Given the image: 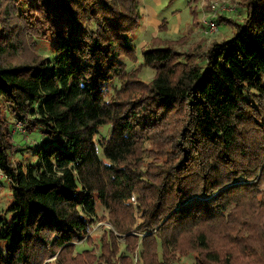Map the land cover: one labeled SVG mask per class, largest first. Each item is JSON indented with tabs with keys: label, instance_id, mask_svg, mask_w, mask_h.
Instances as JSON below:
<instances>
[{
	"label": "trees",
	"instance_id": "obj_1",
	"mask_svg": "<svg viewBox=\"0 0 264 264\" xmlns=\"http://www.w3.org/2000/svg\"><path fill=\"white\" fill-rule=\"evenodd\" d=\"M236 2L229 39L138 57V0H0V264H264V0Z\"/></svg>",
	"mask_w": 264,
	"mask_h": 264
},
{
	"label": "rangeland",
	"instance_id": "obj_2",
	"mask_svg": "<svg viewBox=\"0 0 264 264\" xmlns=\"http://www.w3.org/2000/svg\"><path fill=\"white\" fill-rule=\"evenodd\" d=\"M210 1L224 2L234 7L235 10L233 12L228 14L222 13L221 16L231 17L235 21H239L245 17V10L237 8L236 0H203L200 3L193 2L192 4H189V0H138L142 14V24L137 32V39L134 42L138 57L140 56L141 47L156 36L173 40L179 39L180 36H187L190 40L189 45L195 44L203 37L211 41H221L232 37L233 31L224 23L221 24L218 21L217 30L212 34L206 35L205 21L212 19L208 14ZM165 21L167 22L166 29L164 32H160V27ZM36 45V49L33 47L32 49L37 51L42 57L51 60L53 53L50 51V47L39 40H37ZM124 62L127 64L129 70L133 68V64L128 61ZM153 74V69L144 68L140 75L149 81L152 79ZM15 129L14 138L16 139L17 149L14 156L17 158L26 156L33 163L35 160L33 148L39 145L41 141L40 134L28 132L23 127H16ZM108 133L109 127L107 126L99 131L101 137H108ZM11 200V185L0 171V209L7 207ZM104 213L105 209L100 207L98 216ZM103 225L108 228L110 227L108 223L99 221L93 225L92 233L99 235ZM86 246L84 242L78 243L77 249L81 250L86 248ZM52 260L55 261V258H52Z\"/></svg>",
	"mask_w": 264,
	"mask_h": 264
},
{
	"label": "built area",
	"instance_id": "obj_3",
	"mask_svg": "<svg viewBox=\"0 0 264 264\" xmlns=\"http://www.w3.org/2000/svg\"><path fill=\"white\" fill-rule=\"evenodd\" d=\"M209 8L208 14L212 17V19L205 21L207 31L206 35L212 34L217 30V20L222 13L228 14L235 10L233 6L224 2L219 3L218 1H210ZM17 127L21 128L20 125H17Z\"/></svg>",
	"mask_w": 264,
	"mask_h": 264
},
{
	"label": "crops",
	"instance_id": "obj_4",
	"mask_svg": "<svg viewBox=\"0 0 264 264\" xmlns=\"http://www.w3.org/2000/svg\"><path fill=\"white\" fill-rule=\"evenodd\" d=\"M203 38H204V39H207V38H205V37H203ZM203 38H201V39H203ZM201 39H200V40H201ZM200 40H199V41H200ZM207 40H208V39H207ZM199 41H198V42H199ZM209 42H211L210 39L207 41V44H209Z\"/></svg>",
	"mask_w": 264,
	"mask_h": 264
}]
</instances>
